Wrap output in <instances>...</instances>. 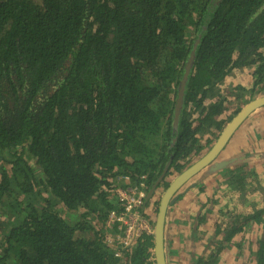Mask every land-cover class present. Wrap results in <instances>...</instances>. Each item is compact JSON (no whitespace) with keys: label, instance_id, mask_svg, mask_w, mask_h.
Segmentation results:
<instances>
[{"label":"trees","instance_id":"trees-1","mask_svg":"<svg viewBox=\"0 0 264 264\" xmlns=\"http://www.w3.org/2000/svg\"><path fill=\"white\" fill-rule=\"evenodd\" d=\"M241 67L263 88L264 0H0V264H156L153 236L121 259L95 230L111 181L181 172L224 124L190 108Z\"/></svg>","mask_w":264,"mask_h":264},{"label":"flooded vegetation","instance_id":"flooded-vegetation-1","mask_svg":"<svg viewBox=\"0 0 264 264\" xmlns=\"http://www.w3.org/2000/svg\"><path fill=\"white\" fill-rule=\"evenodd\" d=\"M254 72V67H241L233 69L225 81L216 86L215 99L205 100L200 110L195 107V110L190 108L192 115L189 118V122L196 123L198 119H202L208 114V110H204L208 109L211 103L223 101L225 111L222 115H219L216 118L217 122L222 121L224 124L220 130H217L215 127H211L208 130L206 129L196 134V138L199 141V146L203 149L198 155H194V152L193 155H191L188 159H180L178 161L183 165L181 172L175 171V169L171 168L174 162V156L170 157L169 161L167 162V165H170L169 170L165 174V178L157 187V191H159V195L156 197L157 204L156 201L153 204V209L156 214L158 213L160 206L159 204L164 191L169 188L176 177L183 173L186 169L190 168L196 162L204 158L214 148L221 135L226 130L227 126L231 124L233 120L242 112L244 107L257 99L264 97V86L263 88H261V85H257L258 87H256L255 83L257 82V77L254 75ZM244 74H248L252 80V83L249 87H246L242 84L232 85L231 88H229V85L225 86L228 80L232 77L233 83L241 82ZM177 103L178 100L175 103V113ZM259 115L264 119V105L250 113L236 128L237 130L231 134L226 145L221 149L214 160L209 165L204 167L200 172L191 177L177 191L175 195L178 196V199L173 205H171V208L180 199L184 198L186 190L187 193L192 192V194L189 196H195V192H199V194L204 193L207 200L213 203V205H215V202L218 201L215 197L222 185L226 186V188H223V191H225L224 197L228 196V193H231L234 200L235 198H238L239 204L240 202H246L247 196L251 192L264 191V186L262 181H260V176L257 174L255 168H252L250 165L254 164V160L262 161L264 158V135H262L264 134V123L261 124L260 127L250 129L253 122L259 119ZM208 125L209 123L203 124L205 128H207ZM245 151H247L246 155L243 154ZM188 163L189 165H187ZM244 164H247L248 167L243 166ZM259 164L263 163L260 162ZM217 165H223L220 166L223 169L218 170L216 167ZM230 169H234L233 173L235 178L228 182ZM205 177L213 178L215 181L205 185L202 183ZM215 183L217 184L216 188L214 186ZM110 189L112 191L111 197L115 198V203L118 202L116 188L111 185ZM212 191L213 194L209 195V193ZM117 207L120 208L119 204H117ZM205 207L206 205H201L199 213L196 211L195 215L192 214V211H188L189 213H187V215H183V218L180 220L179 227L181 226V228L179 233L172 236L171 238L172 242L176 243L180 247V264H196L188 262L186 255L187 247L189 244H193L195 241H199L198 245L205 248V255L200 257L203 259L204 264H222V255L225 254V257L229 259L236 258L238 256L242 258L245 252L249 253L248 261L259 264V259H263L264 257V222H257L252 218L256 216L257 211L263 210L264 207H261L259 203H252L251 211L239 212L237 211L238 207H236L235 204L232 207H229V205L222 206V202L220 200L213 209L215 212H217L220 219L217 222H214L213 225L209 223V215H211L213 212L207 209L204 214L201 213V210ZM118 208L116 210H118ZM169 211L170 208L168 209L167 214ZM110 215L111 211L107 216V220L109 219ZM190 217L193 219L192 225L189 223ZM195 222H197L196 229ZM211 226H215V232H212L210 229H208ZM165 233L166 232L164 231V244L166 246L167 235ZM104 234L107 236V231H105ZM143 235L146 237L153 236L154 256L151 260L157 264L154 235L147 233H144ZM169 261L170 264H173L171 259H169Z\"/></svg>","mask_w":264,"mask_h":264},{"label":"crops","instance_id":"crops-1","mask_svg":"<svg viewBox=\"0 0 264 264\" xmlns=\"http://www.w3.org/2000/svg\"><path fill=\"white\" fill-rule=\"evenodd\" d=\"M232 78H230L228 80V82L226 83L225 86L229 85V88L232 87V85H238V84H242L246 87H249L252 83L251 78L248 76V74H244L243 79L241 82L238 83H233L232 82ZM264 123V119L259 115V119L257 121H254L252 124V127L249 128L250 129H254L255 127H260L261 124ZM264 135V134H262ZM248 151V150H247ZM247 151H245V155L247 154ZM260 162H262L263 164H259ZM252 166V168H255L257 174L260 176L262 181V184L264 186V158L261 160H254V164H250ZM215 181L213 178H209V177H205L204 180L202 181L203 184H210L211 182ZM254 184V183H253ZM215 188L217 187V184L215 183ZM252 187V185H251ZM223 188H226V186H221V188L219 189L217 195H216V199L218 201L215 202V205L221 200L222 202V206H226L229 205V207H232L234 204L237 208V211L242 212H249L251 211L252 207L251 204L252 203H259L261 207H264V191H253L251 192L246 199V202H240L239 204V200L238 198H235V200L233 199V195L231 193H228V196L224 197L225 191H223ZM201 192V190H200ZM190 194H192V192L187 193V190L185 191V196L184 198L180 199L169 211V213L167 214L166 217V226H165V234L167 235V248L168 251L171 255V262L172 260L177 257L178 258V262L175 264H180V247L179 245H177L176 243L172 242V236L176 235L179 233V230L181 228L180 225V220L183 218V215H187V213H189L188 211H192V214L195 215L196 211H198L197 213H199L200 211V207L205 206L206 207L204 209H202L201 213L204 214V212L209 209L211 210L213 213L211 215H209V223L213 225L214 222H217L220 218L219 215L217 214V212H215L213 209L215 208V205H213V203L209 202L206 198V195L203 194H199V192H195V196H189ZM213 191L209 193V195H212ZM159 195V191H157V195L156 197ZM236 196V195H235ZM215 200V199H214ZM211 203V204H210ZM210 204V205H209ZM189 223L190 225L193 224V219H189ZM197 228V222H195V229ZM208 229H210L212 232H215V226H211ZM252 236V234H251ZM199 241H195L193 242V244H189V246L186 249V255L188 258V262L190 263H194V261L198 258V257H202L205 255V248L203 246L198 245ZM179 256V257H178ZM223 256V263L222 264H255L251 261H248L249 259V253L245 252L242 256V258H240L239 256L236 258H226L225 254L222 255Z\"/></svg>","mask_w":264,"mask_h":264},{"label":"water","instance_id":"water-1","mask_svg":"<svg viewBox=\"0 0 264 264\" xmlns=\"http://www.w3.org/2000/svg\"><path fill=\"white\" fill-rule=\"evenodd\" d=\"M188 74L189 73H185L183 80L181 81V84L179 87L178 103H177L176 113H175V124H174L175 131H177L178 129L180 109L183 104V97L185 93L186 82L188 80ZM263 105H264V97H261L251 102L246 107H244L242 112L233 120L231 124L227 126L226 130L223 132L218 143L214 146V148L204 158L196 162L190 168L186 169L183 173L179 174L176 177V179L171 183L169 188L164 191V194L159 204L160 206H159V210L156 216L155 228H154L155 254L157 257L156 259L157 264H170L169 259H171V255L168 251L167 246H165L164 244V231H165V224H166V217H167L168 209L178 199V196H176L175 194L191 177H193L195 174L200 172L204 167L209 165L214 160V158L218 155L221 149L226 145L228 138L231 136V134L235 130H237L236 128L242 123V121L250 113H252L254 110L258 109L259 107ZM169 166L170 165H167L165 167L164 171L162 172V175L159 177L156 183L149 190V198L147 199V202L154 196L157 187L160 185L162 180L165 178V174L169 170ZM220 166H223V165L216 166L218 170L223 169Z\"/></svg>","mask_w":264,"mask_h":264},{"label":"built area","instance_id":"built-area-1","mask_svg":"<svg viewBox=\"0 0 264 264\" xmlns=\"http://www.w3.org/2000/svg\"><path fill=\"white\" fill-rule=\"evenodd\" d=\"M114 187L120 208L111 211L106 227L115 232V238L122 248H130L144 233H153L151 220L143 212L147 188L144 182L133 181L128 175L117 177ZM116 256L120 257L121 253H116Z\"/></svg>","mask_w":264,"mask_h":264},{"label":"clouds","instance_id":"clouds-1","mask_svg":"<svg viewBox=\"0 0 264 264\" xmlns=\"http://www.w3.org/2000/svg\"><path fill=\"white\" fill-rule=\"evenodd\" d=\"M120 176H124V175L122 174ZM117 177H119V176H117ZM116 178L115 179L114 178L112 179V181H111L112 184L111 185L114 186V184L116 183ZM138 180H139V182H144L145 183V186L147 188V197H146L145 202H144L143 212H146V214H148V217L151 220V224L153 226V228H152L153 229V233L152 234L154 235L155 220H156L157 214H156V212H153L152 209H153V204L155 203V201H156V204H157V200H156V197H152L147 202V199L149 198V190L152 187L149 189V187L147 185V182H146V177L145 176L143 178L142 177L139 178ZM155 192L157 193V189H156ZM116 205H117V202H116ZM153 213L155 214V217L154 216L152 217V214ZM93 225H94L95 230L97 232H99L100 234H102V236L104 237V242L107 244V246H109L115 252V257L116 258H121L122 259L124 257V253L125 252H128L130 250H133L136 247V244L138 243V241L141 238L140 237L134 245L130 246V248H122L121 245L118 243V241L115 238V232H111V231H109L107 229V227H106L107 220L106 221H103L102 223L96 221V222H94ZM105 231H107V236L104 234ZM109 240H112L111 243L108 242ZM118 252L121 253V256L120 257L116 256V253H118Z\"/></svg>","mask_w":264,"mask_h":264},{"label":"rangeland","instance_id":"rangeland-1","mask_svg":"<svg viewBox=\"0 0 264 264\" xmlns=\"http://www.w3.org/2000/svg\"><path fill=\"white\" fill-rule=\"evenodd\" d=\"M156 195H157V193L155 192V194H154V196L153 197H156ZM170 209H171V206H170ZM152 211L154 212V209H152ZM155 217V214L153 213L152 214V217ZM65 217H66V219L69 221V222H72V221H70L71 220V217H73V216H69V214H67V213H65ZM179 257V256H178ZM178 262V258L177 257H175L173 260H172V263L173 264H175V263H177Z\"/></svg>","mask_w":264,"mask_h":264},{"label":"bare ground","instance_id":"bare-ground-1","mask_svg":"<svg viewBox=\"0 0 264 264\" xmlns=\"http://www.w3.org/2000/svg\"><path fill=\"white\" fill-rule=\"evenodd\" d=\"M138 244V243H137Z\"/></svg>","mask_w":264,"mask_h":264}]
</instances>
